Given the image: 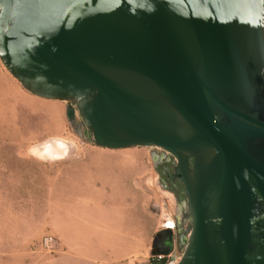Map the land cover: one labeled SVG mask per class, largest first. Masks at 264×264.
<instances>
[{
	"label": "water",
	"instance_id": "95a60500",
	"mask_svg": "<svg viewBox=\"0 0 264 264\" xmlns=\"http://www.w3.org/2000/svg\"><path fill=\"white\" fill-rule=\"evenodd\" d=\"M0 61L95 145L174 159L177 264H264V0H0Z\"/></svg>",
	"mask_w": 264,
	"mask_h": 264
},
{
	"label": "rangeland",
	"instance_id": "374dc122",
	"mask_svg": "<svg viewBox=\"0 0 264 264\" xmlns=\"http://www.w3.org/2000/svg\"><path fill=\"white\" fill-rule=\"evenodd\" d=\"M70 107L29 94L0 62V264L179 260L184 246L177 238L168 256L154 247L156 234L166 231L162 224L174 227L180 212L160 183L169 155L101 148L90 142L75 108L67 119ZM57 140L67 155L52 160L32 152ZM45 236L55 241L51 252L40 247Z\"/></svg>",
	"mask_w": 264,
	"mask_h": 264
},
{
	"label": "flooded vegetation",
	"instance_id": "af4514ba",
	"mask_svg": "<svg viewBox=\"0 0 264 264\" xmlns=\"http://www.w3.org/2000/svg\"><path fill=\"white\" fill-rule=\"evenodd\" d=\"M72 107V106H71ZM160 183L163 189L174 195L177 201V207L180 210L177 216L174 217V231H163L156 234L154 238V247L157 254L170 255L167 252H171V248L174 245V241L177 238L179 244L181 245L182 238L185 237L187 232L188 220L187 214L183 209V201L186 197L183 194L184 188L176 173L175 161L169 156L165 159L164 167L159 171ZM185 228V229H184ZM176 232V235L174 234ZM171 234H174L172 236Z\"/></svg>",
	"mask_w": 264,
	"mask_h": 264
},
{
	"label": "bare ground",
	"instance_id": "6f19581e",
	"mask_svg": "<svg viewBox=\"0 0 264 264\" xmlns=\"http://www.w3.org/2000/svg\"><path fill=\"white\" fill-rule=\"evenodd\" d=\"M1 62V61H0ZM2 63V62H1ZM3 65V64H2ZM4 67V65H3ZM5 68V67H4ZM6 69V68H5ZM7 71V69H6ZM8 72V71H7ZM9 73V72H8ZM10 74V73H9ZM10 76L15 79L11 74ZM16 80V79H15ZM17 81V80H16ZM18 82V81H17ZM19 83V82H18ZM67 145L59 140H57L55 142V144H44V146H41L39 148H34L32 150V152L35 154V155H38L40 158H46V159H52L53 158H59V157H63L65 155L68 154V151H67ZM173 225V224H172ZM162 226L166 227H171L169 223H166V224H162Z\"/></svg>",
	"mask_w": 264,
	"mask_h": 264
},
{
	"label": "built area",
	"instance_id": "2783aa9c",
	"mask_svg": "<svg viewBox=\"0 0 264 264\" xmlns=\"http://www.w3.org/2000/svg\"><path fill=\"white\" fill-rule=\"evenodd\" d=\"M163 229L169 230V231H173L174 227L168 229V228H166L164 226ZM40 247H41V249H43V250H45L47 252H51V251H53V249L55 247V241H54V239L52 237L45 236L40 241ZM177 262H178V260H173L172 257H170V258L167 259L166 264H177Z\"/></svg>",
	"mask_w": 264,
	"mask_h": 264
}]
</instances>
